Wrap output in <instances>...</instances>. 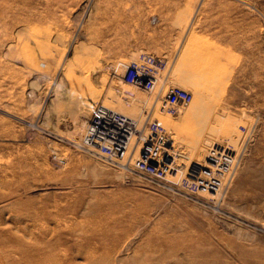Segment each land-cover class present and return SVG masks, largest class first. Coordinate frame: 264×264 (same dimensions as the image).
<instances>
[{"label":"rangeland","instance_id":"rangeland-1","mask_svg":"<svg viewBox=\"0 0 264 264\" xmlns=\"http://www.w3.org/2000/svg\"><path fill=\"white\" fill-rule=\"evenodd\" d=\"M137 51L167 61L152 95L121 80ZM170 85L194 95L179 115L154 116L181 172L218 140L242 151L219 201L78 146L98 102L139 111ZM23 252L264 264V0H0V264H45Z\"/></svg>","mask_w":264,"mask_h":264},{"label":"built area","instance_id":"built-area-1","mask_svg":"<svg viewBox=\"0 0 264 264\" xmlns=\"http://www.w3.org/2000/svg\"><path fill=\"white\" fill-rule=\"evenodd\" d=\"M167 67L163 58L137 51L126 65L121 80L125 85L152 95ZM129 96L134 99L133 93ZM193 98V93L187 89L170 85L164 94L157 95L150 107L145 104L139 111L130 113L102 100L86 120L78 146L109 163L131 168L169 189L193 196H210L219 201L236 174L242 151L236 144L218 140L209 148L204 164L190 165L186 172H181L176 164L179 150L174 135L154 117L157 112L179 115Z\"/></svg>","mask_w":264,"mask_h":264},{"label":"bare ground","instance_id":"bare-ground-1","mask_svg":"<svg viewBox=\"0 0 264 264\" xmlns=\"http://www.w3.org/2000/svg\"><path fill=\"white\" fill-rule=\"evenodd\" d=\"M131 100V99H130ZM126 101V100H125ZM128 101V100H127ZM126 101V102H127ZM44 232V231H43ZM45 233V232H44ZM43 234V233H42ZM46 234V233H45ZM45 237L46 235H41V239L42 240H45ZM26 244V243H24ZM21 259H22V263L24 262H31L32 260H45V264H65L66 262H68V257H63V260H58V259H54L53 257H50V256H41V255H35V254H25V252H23L21 254ZM7 263L8 264H18L16 263V261H12L10 262L8 259H7Z\"/></svg>","mask_w":264,"mask_h":264}]
</instances>
